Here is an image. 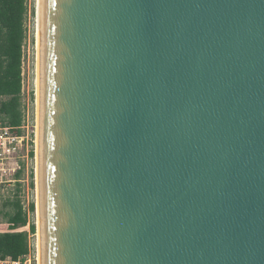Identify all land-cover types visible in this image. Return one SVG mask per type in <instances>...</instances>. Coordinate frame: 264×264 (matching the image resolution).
I'll list each match as a JSON object with an SVG mask.
<instances>
[{"label":"water","instance_id":"95a60500","mask_svg":"<svg viewBox=\"0 0 264 264\" xmlns=\"http://www.w3.org/2000/svg\"><path fill=\"white\" fill-rule=\"evenodd\" d=\"M43 264H264V0H42Z\"/></svg>","mask_w":264,"mask_h":264},{"label":"trees","instance_id":"16d2710c","mask_svg":"<svg viewBox=\"0 0 264 264\" xmlns=\"http://www.w3.org/2000/svg\"><path fill=\"white\" fill-rule=\"evenodd\" d=\"M27 16L28 0H0V121L17 134L21 133L24 124L22 58L23 45L27 39ZM34 155L32 150L30 156ZM31 186L35 188L34 172ZM7 205L13 211L8 213L10 231L0 233V259H17L29 251V234L20 230L28 226L29 217L20 198ZM30 211L35 214L34 201L30 204ZM30 232H37L34 221L30 224Z\"/></svg>","mask_w":264,"mask_h":264},{"label":"rangeland","instance_id":"374dc122","mask_svg":"<svg viewBox=\"0 0 264 264\" xmlns=\"http://www.w3.org/2000/svg\"><path fill=\"white\" fill-rule=\"evenodd\" d=\"M37 0H28V16L26 19L27 30V45H26V93L24 95L23 104L26 111V123L20 135L25 137V140L20 145L18 151V162L22 169L20 175L12 177L9 183H0V233L10 231L8 225V213L13 210L7 204L15 201L17 198L21 200L32 201L36 203V76H37ZM1 123V121H0ZM34 150V157L30 156L31 151ZM34 172L35 188L31 186L32 173ZM34 221L36 223V211L31 215L29 223ZM28 223V224H29ZM20 230L29 234V240L36 242V235L34 238L30 237V226L21 228ZM38 252V251H37ZM38 256V254H37Z\"/></svg>","mask_w":264,"mask_h":264},{"label":"built area","instance_id":"2783aa9c","mask_svg":"<svg viewBox=\"0 0 264 264\" xmlns=\"http://www.w3.org/2000/svg\"><path fill=\"white\" fill-rule=\"evenodd\" d=\"M28 37V36H27ZM26 45L27 39L23 45V58H22V98L24 101V95L26 93V84H27V75H26ZM23 112H24V124L21 127L23 130L26 123V111L25 106L23 104ZM25 140V137L20 134L14 132V129L9 127H5L0 123V183L5 182L9 183L12 177L16 176L22 167L18 162V151L20 150V145ZM32 201L22 200V205L25 212L28 214L30 219L31 215H33L30 211V204ZM35 202V201H34ZM30 223L28 224V227ZM36 234H31L30 237L34 238ZM36 237V236H35ZM37 239V238H36ZM0 264H38V256H37V242H31L29 240V251L27 254L20 256L17 259L12 257H6L0 259Z\"/></svg>","mask_w":264,"mask_h":264},{"label":"bare ground","instance_id":"6f19581e","mask_svg":"<svg viewBox=\"0 0 264 264\" xmlns=\"http://www.w3.org/2000/svg\"><path fill=\"white\" fill-rule=\"evenodd\" d=\"M41 2L37 0V76H36V222H37V254L38 264H43L42 256V224H41V170H40V149H41V121H40V101H41V80H40V37H41Z\"/></svg>","mask_w":264,"mask_h":264}]
</instances>
